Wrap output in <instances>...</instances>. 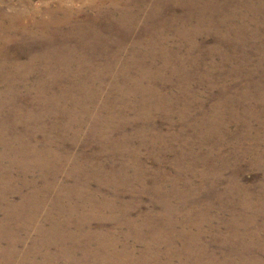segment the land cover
<instances>
[{
  "label": "rangeland",
  "instance_id": "obj_1",
  "mask_svg": "<svg viewBox=\"0 0 264 264\" xmlns=\"http://www.w3.org/2000/svg\"><path fill=\"white\" fill-rule=\"evenodd\" d=\"M198 8L205 9L204 16L210 18L212 26L209 22L203 25L204 22L199 18L201 14L196 11ZM0 21L6 27L2 36L7 37L3 47L0 45V63L4 62L10 71L14 69L11 65L20 63L24 73L25 67L31 65L29 60L35 53L52 51L53 48H69L59 43L62 34L78 33L70 42L75 50L61 52L69 55L67 52L76 51L78 57L86 56L83 68H87L90 77H84L81 84L90 85L88 94L91 96L87 103L101 102L103 99L106 101L108 98L110 104L113 102L115 110V115L107 121L109 128L104 132L106 136L91 132L89 121L87 125L76 129L71 127L64 132L62 125L56 124V121L62 119L60 114H68L70 107L65 104L67 108L60 112V104L53 103L58 98L53 97L51 101V98L42 99L41 97L45 98L43 95L40 96V107L36 106L32 98V94L36 92L31 94L24 91L25 84H35L40 79L48 78L44 61L39 59L28 72L29 76L27 73L26 78L14 80L12 84L20 87L22 92L20 95L17 89L20 95L18 105L28 108L33 106L42 122L47 126L51 125L48 132L55 134V142H49L48 134L41 131L37 133L38 142L41 146L55 147L59 159L55 165L44 167L45 170L37 167L25 172L21 165L12 163L10 157L6 156L0 162V177H29L31 181L29 180L30 184L27 181L29 185L23 186L24 193L34 189L31 185L43 187L44 177L46 180L56 179V182L68 186L77 184L85 187L84 191H98V199L105 197L107 199L104 202H110L117 208L123 202L129 204L130 217L140 222L143 220L141 214L162 212L161 193L164 194L165 191L169 194L174 185L177 186L175 190L185 187L188 184L184 179L186 178L192 182L189 189H194V192L187 203L178 198L172 200V207L177 211L174 215L176 223L175 229H168L171 236L169 244H162L160 247L162 262L168 259V251L182 249L184 240L179 235L181 221L184 214L190 211L189 217L193 216L198 222L193 228L200 226L203 229L200 243L206 245L205 254L208 249L209 253L237 260L238 248L241 253H247L248 264H257L258 260L264 263V0H0ZM46 21L52 24L51 28L44 29L46 26L44 27L43 22L47 23ZM83 25L86 30L93 25L98 30L84 34L78 32L80 29L77 27ZM185 29L190 30L182 32ZM45 32H49L54 38H46ZM152 38L156 41H152L154 46L149 47L147 41ZM138 40H142L141 45H136ZM158 41L168 47L167 55L163 56L160 47H156ZM133 55L135 57L131 60ZM49 57L53 62L50 68L55 67V64L59 65V75L61 72L66 74L63 65L66 58L60 62L59 56H54L53 59L52 54ZM65 63L73 68L76 61ZM126 66L132 75L143 67L149 76L140 85L134 86L123 76L120 79L116 77ZM92 74L97 76L93 79ZM76 77L64 75L51 80L54 82L47 83L46 92L50 91V95L56 93L58 97L65 94L63 86L68 85L72 89L69 93L71 97H82L85 93L75 85L78 83ZM116 83L123 87L115 86ZM7 85L10 84L0 80L1 89ZM183 85L188 89H184ZM91 86L100 88L101 91L93 92L95 89ZM243 91H246V96H243ZM160 98L171 108L166 106L149 109L140 114L141 110H147L149 103L155 99L159 101ZM225 99L226 102L229 101V106H223ZM215 104L219 106L216 105L217 111L214 112L211 109ZM122 105L124 109L121 108ZM185 105H189V110L186 109L184 114ZM218 111L221 113L220 118L224 115L218 121L219 124L214 121L211 128L201 124V118L208 121L215 119ZM107 119L101 118L98 124L101 125ZM5 121L8 123V134L12 136L19 132L27 136L31 135V126L35 127L38 120L15 124L9 123V119ZM66 152L74 154L83 163L81 165L84 167L77 170L75 177L68 175L66 171L67 162L62 155ZM106 177H111L116 183H106ZM172 180L175 181L174 185L170 182ZM234 184L247 187V195L238 191L234 196L229 195L228 191ZM11 189L12 186L9 187L7 183L0 184V190L8 191L9 195L12 193ZM18 194H14L16 200L19 199L16 197ZM244 195L248 197V201L243 198ZM73 196L71 201L77 207L73 212L75 216H72L75 224L70 225V231H75L81 219H85L87 229L91 227L93 230L109 231V240L114 244H109V247L121 250L126 236L135 244L128 225H120L116 218H110L113 211L107 208L94 209L97 198L91 200L83 197V200L80 198L82 193L79 196L73 193ZM209 202H212V207L205 210L204 215L192 213L191 208L206 206ZM47 210L44 208V212L38 215L39 223L32 225L27 232L33 239L38 237L33 229L39 224H43L44 229L50 228L44 218ZM233 215L234 218L238 215L237 221L232 220ZM2 217L0 212V220ZM225 219H229L227 225ZM88 220H91V224ZM21 226L25 228L15 221L11 225L20 238L26 233L24 229H20ZM213 226L215 229L212 230ZM227 226L237 227L241 233L245 231V234L256 228V235L246 240L241 238L240 242L238 239L227 240L222 235L217 236V228H221L222 233L229 234ZM62 227L54 237L48 233L43 236V240L53 244L50 251L56 253L55 260L50 264H61L62 261V264H72L71 259H68L69 248H64L66 240H62L61 234L65 236ZM78 241L80 240L74 242ZM7 243L8 240L4 239L2 245L7 246ZM78 243L81 245L71 251L81 258H78L82 261L81 264L92 263L94 260L95 264H100V257H87L84 247L89 250L97 249L99 243L96 240H89L88 245ZM142 246L136 243L139 252ZM132 255L138 258L137 252L132 251ZM33 257L40 264H46L45 256L43 259L41 255ZM118 261L112 260V263Z\"/></svg>",
  "mask_w": 264,
  "mask_h": 264
},
{
  "label": "bare ground",
  "instance_id": "obj_2",
  "mask_svg": "<svg viewBox=\"0 0 264 264\" xmlns=\"http://www.w3.org/2000/svg\"><path fill=\"white\" fill-rule=\"evenodd\" d=\"M194 1H197V0H194ZM195 6H197V5H195ZM155 8H157V7H155ZM164 9L165 8H163V10ZM224 9H225V7H224ZM228 9L229 8H227V10ZM196 11H198V13L201 14V15H199V18L202 20L201 22H204L203 25H205L207 22H209L208 24L210 26H212V23L209 20L210 18L208 19L207 18L208 16H204L205 15L204 14L205 9L198 8V10H196ZM233 11H234V9H233ZM131 15H133V14H131ZM222 15H224V14H222ZM46 22L47 23L43 22L44 27L46 26L44 29H46L47 27H48V29L51 28L52 24L49 23V21H46ZM229 25H230V23H229ZM224 26L225 25H223V27ZM4 28H6L5 24H3V21H0V43H1L0 45H1V47H3V45L6 42V38H7V37L2 36V32L4 31ZM197 28L199 29L200 27H197ZM77 29H80L78 32H80V33L83 32V34L85 32H89V31L96 32L98 30V28L94 27V25L92 27H90L88 30H86V27L84 25L77 27ZM188 30H190V29H188ZM188 30L185 29L182 32H185ZM4 33L5 32H3V34ZM76 34H78V33L74 34L72 32H66V33L62 34L61 42H59V43L66 45L70 49L66 48L63 50V48H61L59 50L57 48H53L52 51L47 50V52H44V53L33 54L29 60L31 65L27 66V68L25 67L26 71H24V73L22 72L23 66H21L20 63H18L16 65H11V68L12 69L14 68L13 70H11L12 72L9 70L10 68L8 69L5 66L4 62L0 63V80L6 81L7 83L10 84V85H7L6 88H3V89L0 88V104H1V106H0V134H3L4 132L7 133V129H6L7 127L6 126L8 125V123L5 121L7 119H9V123H14V124L16 122H18V123L19 122H25V123L30 122L32 119L38 120L37 125L35 127L31 126V129H30L31 135L29 134L27 136H24V134L19 133V132L18 133L15 132L14 135H12V136H11V134H8V133L4 134V135H0V144L2 146V149L0 150V162H1L3 157L9 156L12 163H17V164L21 165L22 168L24 169V171L26 172L27 170H29L31 168L33 169V168H37V167H40V168H42V170H45L44 167L55 165L56 161H58L57 159H59L58 150L55 149V147H53L51 145L46 146L43 144H42V146H43L42 147L38 142L37 133L39 131L45 132L48 134L49 142H55V140H56L55 134L51 135V134H49L50 132H48L50 129L49 127L51 125L47 126L45 123L42 122L43 120H41L40 116L39 115L37 116V113L35 112V110H33V106L31 108H28V107H25L23 105H18V97L22 94V92H20L21 91L20 87L12 84V82H14V80H18L20 78L21 79L26 78L27 73L32 68H34V64H36V62L39 59L44 61V66L46 69L45 71H47L48 78L47 79H40L35 84H25L23 86L25 88L24 91H26L27 93L30 92L32 94V92H36V94H34V95L32 94V98L34 99L36 106L39 105L41 98L42 99L51 98V101L53 100V97L58 98V101L55 102L53 100V103L57 104V105L60 104V108H59L60 112H61V110L63 111L67 108L66 106H64L65 104L68 107H70L69 113L68 114L67 113L60 114V117H62V119H57V121H56V124L62 125L64 132H66L67 129H69L71 127H75V129H76V128L81 127L82 125H87L88 121H89V130L91 132L97 133V135L106 136V133H104V132H107V130L109 128V126H107V124H108L107 121L115 115V110L113 109L114 106L112 105L113 102L110 104L109 99L107 98L106 101L103 99V100H101V102L93 101L91 103L89 102L90 104H88L87 101L90 100V96H91V94H88L89 93L88 89L90 88V85H87L88 83L85 84L84 81H83L84 84H81V80L84 77H85V79H88L90 77V74L87 72L88 70H86L87 68L86 69L83 68V63L87 61V59H85L86 56L78 57L76 51L67 52V53H70L69 55H67L65 52H61V51H66V50H75L74 46H70V42L73 39H75ZM186 34H188V33H186ZM33 36H35V35L33 34ZM45 37L48 39L54 38V36L51 35L49 32H48V34H46V32H45ZM35 38H38V37H35ZM141 41L140 40L136 41V45H141L142 44ZM152 41H156V40H154L152 38V39L147 41V44H149L148 45L149 47L154 46ZM222 41H224V40L222 39ZM68 44H69V46H68ZM197 45L198 44H196V46ZM224 45H226V44H224ZM156 47H160V50L162 51L163 56L166 54V52L168 53V51H167L168 47L166 48L164 43L158 41ZM56 52H59V54L57 55ZM52 54H53V59H54V56H56V57L59 56L58 61H60V62H62L64 60V58H66V60H64V62H63L64 70H65L66 74L61 72V74L59 75V73H58L59 69L57 68V67H59V65L55 64V67L50 68V66L52 65L53 62H52V60H50L52 58L49 56ZM134 57L135 56L133 55V56H131L130 59L133 60ZM70 60L76 61V64L73 68H70L69 63H65V62H69ZM178 68H181V67L178 66ZM140 70L141 71H138L136 74L132 75L128 71V66H126L125 68H122L118 74H116V77H119V79H120V77L123 76L124 78L127 79V81H131V83L134 86H138V85H140L139 83H141V81L145 77L147 78L149 76L148 71L145 68L141 67ZM178 71H182V70L178 69ZM200 72H202V71H200ZM64 75H68L69 77H76L77 76L76 81H78V83H76L75 85L79 89H81L83 93H85V94H82L84 96L77 97V96L73 95L71 97V95L69 93L72 89L68 85L63 86V90L65 91V94L61 95V96L59 95L58 97L55 95L56 93H53L50 95V94H48V92H50V91L46 92V88H48L47 83H50L51 80H56L60 76L62 77ZM28 76H29V73H28ZM94 76H97V75L94 74ZM94 76L92 74L91 78L94 79ZM51 82H54V81H51ZM61 86L62 85H60V87ZM115 86L123 87V85H119L118 83H116ZM91 87L93 89H95L94 86H91ZM183 87H184V89H188V87L186 85H183ZM17 89H19V91ZM97 90H98V92L101 91L100 88H98V89H95L93 92H97ZM17 91L20 93V95H19V93H17ZM156 92H158V91H156ZM8 94H9V96H8ZM242 94H243V96H246L247 93H246V91H243ZM41 95H43L45 98H43V97L40 98ZM141 95H143V94H141ZM59 97H62V98H59ZM224 97H225V95H224ZM123 98H126V97H123ZM42 99H41V101H42ZM157 99H159V98L157 97ZM67 100H68V102H67ZM145 100L149 101V99H145ZM191 101L193 102V100H191ZM122 103H124V102H122ZM144 103H145V101H144ZM227 103L229 104V101L226 102V99H225L223 101V106ZM252 103H253V101H252ZM49 104H52V103H49ZM216 105L217 104H215L211 109L214 112L217 111ZM166 106H169V105L165 104L164 99L160 98L159 101H157L155 99L151 103H149V105H147V107H146L147 110L146 109H143V110L140 109L141 110L140 114L148 112L149 109L152 110V109H157V108H165ZM217 106H219V104ZM220 106H222V103L220 104ZM39 107H40V105H39ZM122 107H123V105L121 106V108ZM169 107L171 108V106H169ZM253 107L255 108V106H253ZM188 108H189V105H185L183 107V111L185 110L184 114L187 112L186 109H188ZM122 109H124V108H122ZM144 110L146 112H144ZM118 111H119V109H118ZM183 111H181L182 116H184ZM140 114H138V115H140ZM219 114H221V113L218 111L217 117L215 119H211L210 121H208L206 118L205 119L203 118L204 120L201 118L200 122H202L201 124L203 126L207 125L208 127L211 128V125L214 121L216 122V124H219L218 121H220L224 118V115L220 118ZM101 118L102 119L108 118V119L105 120L101 125H99L98 121ZM124 123H125V121H124ZM60 132L62 133V135H64L63 131H60ZM199 133L201 134V131H199ZM204 133L205 134L207 133V131L205 129H204ZM200 134H198V135H200ZM108 138H110V137H108ZM115 138H116V136H115ZM62 155L66 159V162H67V164H66L67 170L66 171H67L68 175L74 176L77 173V170L82 169V167H84L83 165H81L83 163H80L79 158H77L74 154H72L70 152H66ZM259 156L262 157V154H259ZM85 158H86V156H85ZM28 162H30V163H28ZM91 167H92V165H91ZM35 172H37V171H35ZM45 178L46 177L43 178V180H44L43 187H40L38 185H31L34 189L31 192H28V193L25 192L24 193V192H22L23 188H24L23 186L29 185L30 181H31V179H29V177H0V184L7 183L9 185V187H10V185L12 186L11 195H9L10 193L9 194L7 193L8 191L5 192L3 190H0V212L3 214V217L0 220V264H12V262H14L13 264H40L41 262L39 260L34 259L33 255H37V256L41 255L42 259L45 256L46 264H50V262L52 260H55L54 258H55L56 253L53 254L50 251V248L52 247L53 244L51 241H47L45 239L43 240V236L48 233L49 236L52 234L54 237L56 232H58L57 230L60 229L62 226H63L62 227L63 232L65 234V236H63L61 234L62 240H64V239L66 240L64 248H65V250H66V248H69L67 250L68 251L67 253L70 254L68 259H71L72 264H81L82 261L80 260L81 258L78 255L73 254L71 249H76L77 247H79L81 244H79L78 242H80L84 245H88L89 240H96L99 243V245L96 247L97 249H95V250H89L86 246H84L85 250H86L85 252L87 254V257H90V256L100 257V259H99L100 264H114V263H112V260L115 261L116 259L119 261L115 264H174V259L177 260V263H175V264H212V262H213V264H248V257L246 255L247 253H245V252H244V254L241 253L240 249H238V248L236 249V250H238V255H239V259H237L238 261L234 260L233 257L230 258V257L224 256V255L218 256L217 254L215 255V254L209 253L208 249H207L208 254L207 253L205 254V252H206L205 246L206 245L200 243V238L203 237V234H204V233H202L203 229L200 226L197 229L193 228V225L197 224L198 222H196L194 220L193 216L191 218L189 217L190 211H188L184 214L183 219L181 221L182 229H181L179 235H180V238L182 239V241L184 240V245L182 246V249H180V250L177 249L175 251H173V250L168 251V253H167V254H169L168 259L165 262H162V256H161L162 252L160 250V247L162 244H165V245L169 244L168 243L170 241L169 237H171V236H170L168 229L172 228V227L175 229V223H176L174 221L176 219V218L174 219V215L177 214V211L172 207V200L178 198V200H181V202L187 203L190 196L194 192V189H192V190L189 189V188H191L190 184L192 183L189 179L184 178L186 181H188V184L185 185V187H183L181 189H176V190H175V188L177 186L174 185L175 181L174 182H173V180L170 181L174 185V188L169 191V194H168V192H165L164 190H163L164 194L161 193L162 196H161L160 202H162L161 203L162 212H159L158 214H152V213L141 214V216H143V220H142V222H140V221H137L136 219H134L133 217H130L131 212L128 209V207H130V206H129V204H126L125 202H123V205H120L117 208L114 206V204H112L110 202H104L105 199H107L105 197L98 199V197L96 196V195H99L98 191H93V192L88 191L87 192V191H84V189H86V188L82 187L80 185L73 184L71 186H68V185L60 183V182L58 183V181L56 182V179L49 178L46 180ZM56 178H58V177H56ZM105 180H106V183H109V184L116 183L111 177H106ZM27 181H29V184H27L28 183ZM74 183H75V181H74ZM86 184H87V182H86ZM237 191H238V193L240 192V193L246 194L248 189H247V187H241V185L234 184V185H232V187L228 191V194L234 196V194L237 193ZM20 192H22V193H20ZM73 193L75 195H78V196L82 193V196L80 198L83 200H84L83 197H87L88 199H91V200L97 198L98 199L97 202L94 203V205H95L94 209L95 208H98V209H106L107 208L108 210L113 211L114 213L111 212L110 218H116V220L119 221L120 225L123 223L128 225V228L131 231L130 236H132L134 238L133 240L135 241V244L134 243L132 244L130 242V239H129L130 237L128 238L126 236L124 239V244H122L123 247L121 250H118L115 247H109V244L114 245L110 242L111 240H109L111 237L110 234H108L109 231H106L105 229L93 230L91 227L87 229V227L85 226L87 224L84 221L85 219H81V221L79 222L80 224L78 223V227L76 228L75 231H70L71 230V229H69L70 225L75 224V221L73 220L72 216L73 217L75 216V213H73V212L75 211V207H77L76 204H74L71 201V199L74 197ZM88 193H90V194H88ZM14 194H18L16 196L17 198L19 197L18 200H16L14 198L15 197ZM243 198L246 201H248V197H246L245 195ZM116 199L120 200L117 197H116ZM228 203H229L228 206L231 207L232 205L230 204V202H228ZM210 207H212V202L207 203L206 206L202 205V207H199V208L198 207L191 208V210H192L193 214L198 213L200 216H202V214L204 215L205 210H207ZM44 208H46V210L48 209L47 211H45L46 217L44 216V218H45L46 222L50 224V228H48V230L44 229L43 224H41V225L39 224L36 228L33 229L38 237L33 239L34 237L32 238V235H29L27 232L31 230L30 227H32V225H36L39 223L38 215H40L42 212H44ZM130 209H131V207H130ZM223 209H225V208H223ZM163 211H165V212H163ZM195 217H197V216H195ZM221 218H223V217H221ZM237 218H239L238 215H236L235 218L233 215L232 220L237 221ZM225 220H227L226 221V225H227L228 224L227 222L229 219H225ZM241 220H238V221L241 222ZM14 221L16 223L22 224L25 227V228H23L21 226V228H20L22 230L24 229V232H26L24 237L22 236V238H20V236L16 235V232L14 231L15 228L14 229L11 228L12 222H14ZM88 221L90 223L91 220H88ZM227 227H228L227 232L229 234L226 235V234L222 233L221 228H217V231H218L217 236L222 235V237L226 238L227 240L228 239H238L239 242L241 241V238L243 240L244 239L246 240L247 238L255 237L256 230H257L256 228H254V229H252V231H254L253 233H251L252 232L251 231L250 233L245 234V231H243V233H241L240 232L241 230L237 229V227H233V226H227ZM65 229H67V230H65ZM211 229L212 230L215 229V226H213ZM144 231H145V234L143 233ZM4 239L8 240L7 246L2 245ZM77 240H80V241L74 242ZM136 243H140L143 245L142 246L143 248L141 249L140 252H139V250H137ZM105 244H107V246H105ZM241 244H242V242H241ZM247 245H250V244L248 243ZM45 246L47 247L46 250H45ZM24 247H26V248H24ZM45 251H46V253H45ZM132 251L134 253L137 252L138 258L134 257L132 255ZM74 253H75V251H74ZM78 258H80V259H78ZM204 258H209V259L205 260ZM258 261L259 262H257V264L258 263L264 264L261 260H258ZM94 262H95V260L92 263H90V262H86V263L87 264H95ZM62 263H64V261H62L61 264ZM56 264H60V263L57 262Z\"/></svg>",
  "mask_w": 264,
  "mask_h": 264
}]
</instances>
